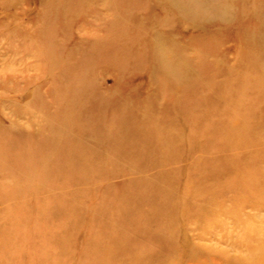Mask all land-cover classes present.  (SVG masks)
<instances>
[{
    "label": "rangeland",
    "instance_id": "rangeland-1",
    "mask_svg": "<svg viewBox=\"0 0 264 264\" xmlns=\"http://www.w3.org/2000/svg\"><path fill=\"white\" fill-rule=\"evenodd\" d=\"M161 1L0 0V264H264V20Z\"/></svg>",
    "mask_w": 264,
    "mask_h": 264
},
{
    "label": "bare ground",
    "instance_id": "bare-ground-1",
    "mask_svg": "<svg viewBox=\"0 0 264 264\" xmlns=\"http://www.w3.org/2000/svg\"><path fill=\"white\" fill-rule=\"evenodd\" d=\"M164 2H159L160 5L163 7H170L171 9H175L178 12H181L185 15H188L190 18L204 17L205 15L211 14L213 15L212 19L209 18L210 21L216 20V21H224V22H233L234 20V3L236 2V6H242L243 11L245 13L250 14L252 17H254L258 22H262L264 20V9L261 8L259 4L252 3V6L254 8H251L252 10H247V5L245 1L243 0H163ZM255 1V0H254ZM262 2H260L261 4ZM220 8V11L218 10ZM249 8V7H248ZM166 10V9H165ZM242 11V10H241ZM244 14V13H243ZM248 16V15H247ZM262 19V20H261ZM194 23V22H193ZM259 26L256 30L250 33L242 32L243 38L250 40L251 44L249 47L258 46L260 47L261 51L259 53L258 58H262L264 60V56H262V53L264 52V24ZM185 26V25H184ZM203 27V26H201ZM241 32H238L236 35H240ZM170 66L173 65L171 61H169ZM184 70L185 69H181ZM170 71L174 73L175 71H179L176 67L170 68ZM257 157V156H256ZM173 253V252H172Z\"/></svg>",
    "mask_w": 264,
    "mask_h": 264
}]
</instances>
